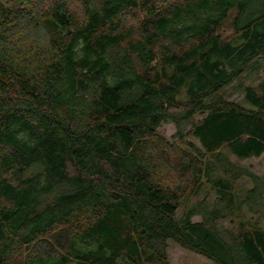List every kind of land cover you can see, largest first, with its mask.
<instances>
[{
    "label": "trees",
    "instance_id": "1",
    "mask_svg": "<svg viewBox=\"0 0 264 264\" xmlns=\"http://www.w3.org/2000/svg\"><path fill=\"white\" fill-rule=\"evenodd\" d=\"M261 56L264 0H0V264H264Z\"/></svg>",
    "mask_w": 264,
    "mask_h": 264
},
{
    "label": "rangeland",
    "instance_id": "2",
    "mask_svg": "<svg viewBox=\"0 0 264 264\" xmlns=\"http://www.w3.org/2000/svg\"><path fill=\"white\" fill-rule=\"evenodd\" d=\"M222 36L228 39L233 35L232 29L230 28L229 23H226L222 29ZM264 77V56H261L259 59H257L251 67H249L246 72L232 85H229L226 88V92L232 99L241 101L242 95L240 92L232 91L230 90L232 86H235L238 84V82L242 81L244 84L246 83H254L257 82L258 78ZM158 131L164 135L165 137L171 139L174 132H175V126L173 122H166L161 124V126L158 128ZM241 164L249 166L256 174H259L264 179V153H262L259 157H252L249 159H245L243 161H240ZM249 181L247 178H241L238 181L239 186H249ZM205 191L202 190L199 196H190L188 198H183L181 200L180 206L177 210V214L180 215L181 212L186 209V207L196 200L197 198H202ZM199 216H194L193 220H199ZM225 226H229V222H224ZM168 256L171 264H214L210 260L206 259L205 257L193 253L191 251H188L184 248H181L177 244H175L172 241H168Z\"/></svg>",
    "mask_w": 264,
    "mask_h": 264
}]
</instances>
